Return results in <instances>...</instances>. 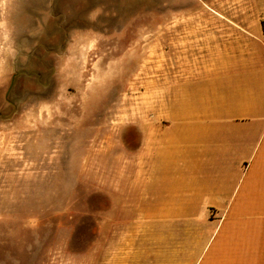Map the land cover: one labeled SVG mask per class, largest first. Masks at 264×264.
Wrapping results in <instances>:
<instances>
[{"label":"rangeland","instance_id":"obj_1","mask_svg":"<svg viewBox=\"0 0 264 264\" xmlns=\"http://www.w3.org/2000/svg\"><path fill=\"white\" fill-rule=\"evenodd\" d=\"M263 17L264 0H0V264H112L136 129L185 105L170 61Z\"/></svg>","mask_w":264,"mask_h":264},{"label":"crops","instance_id":"obj_2","mask_svg":"<svg viewBox=\"0 0 264 264\" xmlns=\"http://www.w3.org/2000/svg\"><path fill=\"white\" fill-rule=\"evenodd\" d=\"M230 31L216 57L170 61L189 68L185 105L136 129L129 170L115 176L129 194L115 226L129 230L115 234L112 264H264V57L250 55L264 34Z\"/></svg>","mask_w":264,"mask_h":264}]
</instances>
